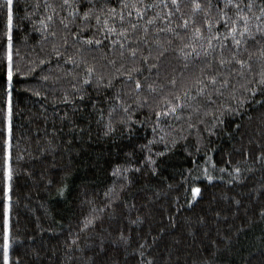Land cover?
<instances>
[{"label":"trees","instance_id":"obj_1","mask_svg":"<svg viewBox=\"0 0 264 264\" xmlns=\"http://www.w3.org/2000/svg\"><path fill=\"white\" fill-rule=\"evenodd\" d=\"M35 2L20 0L16 15L24 16ZM49 2L59 5L62 0ZM72 2L81 12L92 7L96 14L101 9L106 11V6H120V0ZM26 3L29 9H25ZM57 12L60 16L67 15V10L57 8ZM43 14L41 7L32 16L33 23L23 21L18 33L22 53L30 52L33 58H43L50 50V44L40 42V34L33 30V25L39 27L38 20ZM71 28L75 31L76 25ZM83 34L99 35L94 19ZM159 36L161 40L171 38L172 49L181 46L170 33ZM77 47L80 46H72L70 38L59 64L52 57L34 73L18 78L16 84L18 92L14 94V101L20 110L15 121L16 135L23 138L21 147H27L31 153L27 160L31 175L21 174L16 181L12 224L14 237L18 235V239L13 243V260L19 258L20 264H88L87 258L91 256L88 244L93 241L98 244L99 237L95 231L86 235L81 228L86 218L95 215L103 217L97 223H102L105 229L107 257L118 259L121 264L125 259L129 264H136L139 257L132 255L131 250L125 256L109 244L119 228H131L134 234L151 231L155 235L161 227L166 231L149 252L157 260L163 259L164 264H190L197 258L211 259L213 264H264V221L255 218L233 237L227 248L221 244L209 255L213 251L210 241L217 239V232L224 233L230 225H239L245 210L257 206L264 197V164L254 159L259 152L258 144L264 141V105L259 103L262 98L257 96V102L246 108L244 114L226 118L225 124L214 127L211 133L207 129L213 127L212 116H202L205 123L189 129L188 110L180 119L161 117L157 123L151 107H137L130 82L121 84L122 77H117L111 89L87 86L81 101L71 85L76 83L74 75L84 74V65L75 67L64 59L76 53ZM141 47L146 53L147 46L141 44ZM82 54L106 74L114 72L121 63L125 65L121 71L131 67L129 59L121 61L119 57L115 67L109 65L105 54L108 59L113 55L107 47L96 50L93 46L89 50L84 46ZM79 58L77 55L76 59ZM163 64L162 76L157 79L153 70L149 81L163 82V71L177 76L182 71L185 74L198 71L199 61L183 69L180 53L170 49ZM43 75H49V80L44 81ZM144 75H148L147 69ZM53 76L60 79L54 82ZM26 88L39 91L40 95L25 91ZM65 93L67 101L63 99ZM143 94L149 96V105L159 99L158 93L149 94L146 89ZM223 102H227V94L218 100ZM123 108L129 111L126 113ZM110 119L113 130L106 135ZM234 167L241 168L239 180L234 179ZM221 168L226 171H220ZM205 169L213 177L211 181L205 176ZM193 187L201 188L200 196L193 198ZM236 200L242 201L239 217L230 214L237 208ZM2 201L0 195V217ZM216 210L221 211L220 217L215 216ZM138 216L144 219L143 224L129 223ZM201 217L205 223H199ZM172 218L174 228L170 226ZM190 228L194 235L189 234ZM76 234L81 237L83 251L68 247ZM174 238L181 243L171 247ZM2 247L0 243V264H3Z\"/></svg>","mask_w":264,"mask_h":264},{"label":"snow or ice","instance_id":"obj_2","mask_svg":"<svg viewBox=\"0 0 264 264\" xmlns=\"http://www.w3.org/2000/svg\"><path fill=\"white\" fill-rule=\"evenodd\" d=\"M19 5L20 0L0 2V195L3 197L0 243L3 246V264H20L19 258L13 260L11 255L14 239H18V235L14 237L13 233V197L20 175H31L27 165L31 153L27 147H21L23 138L16 135L15 121L20 114L14 101V94L18 92L16 84L19 82L18 78L34 73L37 67L50 62L52 57H56L59 64V58L64 57L70 38L73 47H80H77L76 53L64 59L65 63H71L75 67L84 65V74L74 75L76 83L71 85L81 101L85 98L87 86L111 89L115 86L117 77H122L121 84L130 82V91L135 94L137 107H151L157 123L161 117L180 119L181 114L188 110L189 129L205 123L202 116H212L213 127L207 129L210 133L214 127L224 125L226 118L244 114L246 108L257 102V96L262 98L259 103L264 105V0H217L216 3L213 0H120L119 8L106 6L107 10L101 9L100 14H96L92 7L81 12L72 0H62L59 5L50 3L49 0H36L24 16H17ZM24 7L29 9L27 3ZM41 7L44 14L38 20L39 27L33 25V30L40 34V42L50 44V50L43 58H33L30 52L22 53L18 33L23 21L33 23L32 16ZM57 8L67 10V15L60 16ZM77 19L80 20L79 24L76 23ZM93 19L98 26L99 35L85 36L83 32L91 26ZM71 25H76L75 31H72ZM153 33L154 37L151 35ZM160 33H170L171 37L181 42V46L172 49L173 40L167 37L161 40ZM23 43L26 48L27 37ZM141 44L147 46L146 53ZM84 46L89 50H92L93 46L96 50H100L101 46L107 47L113 55L112 59H108L105 54L109 65L115 67L116 57H119L121 61L129 59L131 67L121 71L125 68L124 63H121L114 72L106 74L83 56ZM170 49L180 53L184 61L183 69H188L191 63L199 61L198 71L187 74L182 71L179 76L168 75L163 71V82L158 83L157 79L165 69L163 59ZM41 50L43 51V48ZM77 55L79 60L76 59ZM145 69L148 75H144ZM153 70L157 79L149 81ZM41 78L47 81L50 77L43 75ZM52 79L55 82L60 77L53 76ZM145 89L149 94H159V99L154 100L152 105L148 104L149 96L143 94ZM25 91L40 95L39 91L32 88H26ZM225 94L227 102L218 103ZM63 99L68 100L67 93ZM123 111L127 113L129 109L123 108ZM235 126L240 127L239 124ZM112 130L110 119L105 134ZM153 132H156V128H153ZM258 147L259 152L254 159L264 164V141H261ZM220 171L226 169L221 168ZM233 172L234 179L239 180L241 168L234 167ZM204 174L209 181L213 179L206 169ZM60 194H63V188L60 189ZM191 194L193 198L200 196L201 188L193 187ZM235 203L237 208L230 214L239 217L242 201L236 200ZM99 211L102 212L103 209ZM214 214L220 217L221 211L216 210ZM254 218L264 221V197L257 206L245 210L239 225L232 224L224 233L217 232V239L210 241L213 251L209 255L218 250L221 244L227 248L233 237L254 222ZM98 219L102 221L103 217L93 215L86 218L81 228L86 235L95 231L99 237L98 244L94 241L88 244L91 251V256L87 258L88 264H121L118 259L107 257L105 229L102 223H97ZM224 219H227V216ZM144 222V219L138 216L129 223L140 225ZM205 222L204 217L199 219V223ZM170 226L175 227L174 218L170 219ZM165 231L166 229L161 227L155 235L151 231L134 234L131 228H119L109 244L114 250L122 251L125 256L129 254V250L132 255H138L136 264H164L163 259L157 260L149 250L154 248ZM189 234L194 235L191 228ZM80 240L79 234L73 235L68 247L75 246L77 251H83ZM180 243L179 239L174 238L171 247ZM100 255L106 258L97 260L96 257ZM168 260L171 261V252ZM123 264H129L127 259ZM190 264H213V261L197 258Z\"/></svg>","mask_w":264,"mask_h":264}]
</instances>
